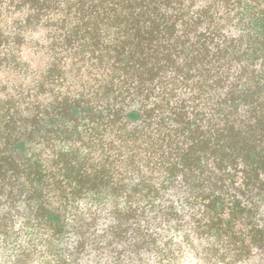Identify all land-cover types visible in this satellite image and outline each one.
<instances>
[{
  "label": "trees",
  "instance_id": "trees-1",
  "mask_svg": "<svg viewBox=\"0 0 264 264\" xmlns=\"http://www.w3.org/2000/svg\"><path fill=\"white\" fill-rule=\"evenodd\" d=\"M5 256L264 264V0H0Z\"/></svg>",
  "mask_w": 264,
  "mask_h": 264
},
{
  "label": "rangeland",
  "instance_id": "rangeland-1",
  "mask_svg": "<svg viewBox=\"0 0 264 264\" xmlns=\"http://www.w3.org/2000/svg\"><path fill=\"white\" fill-rule=\"evenodd\" d=\"M45 245H48L47 250L51 251V253H53V247L50 245V242H43V247ZM21 249H23V247H21ZM27 253V252H25ZM52 257V254H50L49 258ZM21 257L19 256L18 258L16 257H0V264H44L42 261H38V259H36V257H34V259L28 263V260H20ZM71 264V263H70ZM72 264H114L112 261L108 260L106 261V259H102L99 262H96L95 260H90V261H81L80 263H72Z\"/></svg>",
  "mask_w": 264,
  "mask_h": 264
}]
</instances>
